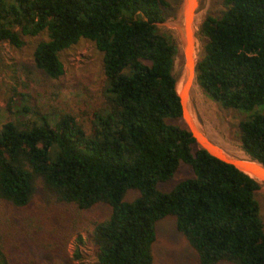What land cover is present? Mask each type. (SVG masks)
I'll return each mask as SVG.
<instances>
[{
    "label": "trees",
    "instance_id": "16d2710c",
    "mask_svg": "<svg viewBox=\"0 0 264 264\" xmlns=\"http://www.w3.org/2000/svg\"><path fill=\"white\" fill-rule=\"evenodd\" d=\"M218 4L200 27L196 81L222 108L253 113L264 105V0ZM171 10L168 0H0V43L21 48L46 33L33 54L45 80L64 75L60 53L82 39L103 54L106 79L90 132L70 114L0 129V264H38L24 241L66 244L70 234L54 228L65 216L51 206L73 214L70 230L90 221L99 264H153L156 225L167 217L199 264H264L261 184L197 148L184 124L178 45L159 29ZM238 127L244 153L264 165V114ZM182 164L192 175L159 190ZM97 204L110 215L84 218Z\"/></svg>",
    "mask_w": 264,
    "mask_h": 264
},
{
    "label": "rangeland",
    "instance_id": "374dc122",
    "mask_svg": "<svg viewBox=\"0 0 264 264\" xmlns=\"http://www.w3.org/2000/svg\"><path fill=\"white\" fill-rule=\"evenodd\" d=\"M168 1L172 4L170 17L165 23L159 25V29L162 33L172 35L178 45L175 76L180 92V84L182 78L186 76V68L190 60V50L185 42L183 45L181 31L177 29V24H180L178 20L184 0ZM199 1L192 12L191 20L192 28L196 33L193 73L183 92L186 91L187 101L192 106L194 115L202 124L208 142L226 156L247 161L248 156L241 147L238 126L242 120L247 119L253 113L264 114V105L253 113L224 109L211 100L197 84L196 64L202 52L200 27L208 14L215 13L219 9L218 0ZM16 30L20 29L16 28ZM24 38L26 44L21 48L8 42L0 43V129L6 122L18 118L23 122H40L43 115L50 119H56L60 114H70L90 132L93 127L94 115L98 113L104 101L106 79L103 54L98 51L94 42L82 39L76 45L60 53L65 69L64 75L59 80H45L34 69L33 54L36 45L40 41L46 40L47 35L45 33ZM24 107L28 108L29 112H23ZM184 113V124L190 129L187 123L189 121H186L188 115L186 112ZM196 129L199 133V129L197 127ZM191 131L193 133V130ZM195 139L197 140L198 137ZM198 140L197 148H201L202 143L200 144ZM191 175V169L182 164L173 179L167 183H160L158 189L169 192L176 184ZM257 198L264 222V186L258 192ZM42 203V198H38L31 210L38 211ZM52 207L50 208L56 217L65 216L64 221L55 224L54 228L61 227L70 236L66 238L65 245L60 243L58 246H53L52 249L24 241L23 244L30 249L29 252L32 253L33 259L38 264H99L98 247L91 234L92 224L85 223L89 220L81 221L79 232L73 231L74 229L70 230L69 220H73V214L68 209ZM110 213L111 208L108 205L97 204L92 209L85 211L83 216L93 221H102ZM156 230L157 239L152 247L153 264H199L196 252L191 248L186 238L176 230L173 217H167L158 222ZM22 247L24 250V246Z\"/></svg>",
    "mask_w": 264,
    "mask_h": 264
},
{
    "label": "bare ground",
    "instance_id": "6f19581e",
    "mask_svg": "<svg viewBox=\"0 0 264 264\" xmlns=\"http://www.w3.org/2000/svg\"><path fill=\"white\" fill-rule=\"evenodd\" d=\"M199 0H184L182 6H181V11H180V18L178 20V22H180V24H177V29H179L183 35V39L184 42L187 44L189 50H190V55H189V63L187 65V71H186V76H184L182 78V82L180 84V92L179 95H182V100H183V105H184V112L187 113L188 115V120L187 122L191 128V130H193V134H195V137H198V142L201 144H203V146L208 149L210 152H212L213 154H217L218 156H220L222 159L227 160V161H232L233 158L226 156L223 153H220L219 150L214 147L213 145H211L208 140L206 139V136L204 134L203 131V126L202 124L198 121L197 116L194 115V111L192 110V106H190V104L187 101V93L186 91L183 92L186 87V84L188 82V79L191 78V75L193 73V67H194V52H195V30L192 28V12L194 11V9L196 8V6L199 4ZM183 19V21H182ZM182 21V22H181ZM186 77V78H185ZM185 114V113H184ZM195 117V118H194ZM186 119V117H185ZM196 127L199 129V131L201 132H197ZM201 144V145H202ZM243 168L248 169L250 171H247L248 173H250V175L256 179V181H258L259 183H261L262 186H264V170L261 169L260 167H258L257 165H255L254 163L248 162L246 160L242 159V162L239 163ZM257 173V174H256Z\"/></svg>",
    "mask_w": 264,
    "mask_h": 264
},
{
    "label": "water",
    "instance_id": "95a60500",
    "mask_svg": "<svg viewBox=\"0 0 264 264\" xmlns=\"http://www.w3.org/2000/svg\"><path fill=\"white\" fill-rule=\"evenodd\" d=\"M180 36H181V39H182V41H183V45H184V39H183V35H182V33H180ZM180 98H181V102H182V97L180 96ZM182 105H183V103H182ZM190 131H191V128H190ZM191 132H192V131H191ZM201 148L207 150V151H208L210 154H212L213 156H215V157H217V158H219V159H222V158H221L220 156H218L217 154H213L212 152H210V151H209L208 149H206L203 145H201ZM222 160H224V159H222ZM224 161H226V162H228V163H231V164L235 165L239 170H241V171H243L244 173L250 175V173L247 172V171H250V170L243 168V167L239 164L240 162H242V159H233L231 162H230V161H227V160H224ZM247 161H249V162H251V163H254L255 165H257L258 167H260L261 169L264 170V165H262V164H260V163H258V162H256V161H253L251 158L248 157ZM246 170H247V171H246ZM250 172H251V171H250ZM250 176H251V175H250ZM251 177H252V176H251ZM254 179H255V178H254ZM260 184H261V183H260Z\"/></svg>",
    "mask_w": 264,
    "mask_h": 264
}]
</instances>
